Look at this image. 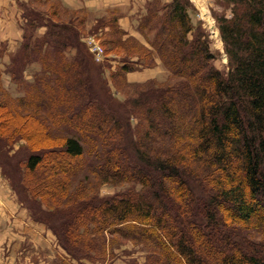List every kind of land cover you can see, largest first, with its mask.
Returning a JSON list of instances; mask_svg holds the SVG:
<instances>
[{
	"label": "trees",
	"instance_id": "16d2710c",
	"mask_svg": "<svg viewBox=\"0 0 264 264\" xmlns=\"http://www.w3.org/2000/svg\"><path fill=\"white\" fill-rule=\"evenodd\" d=\"M220 2L230 12L215 15L225 73L211 64L215 54L189 0L149 5L141 17L133 12L134 28L177 81L125 102L126 114L137 108L147 123L142 139L130 142L126 123L97 101L93 59L77 29L47 15L38 23L20 3L27 12L23 43L5 70L22 91L10 95L0 71V139L8 147L22 140L32 151L19 162L22 192L43 205L45 216L34 219L54 232L70 257H104L109 235L141 244L144 264H264V0ZM41 27L44 35L30 45L25 32ZM113 32L123 36L119 28ZM150 53L134 60L123 55L118 70L146 67ZM2 55L0 50V60ZM28 65L39 68L32 81L21 75ZM32 108H43V118ZM69 125L95 135V150L99 140V164L89 172L101 181L135 182L139 189L112 196L70 190L84 148L77 138L51 133ZM157 139L170 145L151 147ZM130 148L135 159L128 157ZM243 227L259 230L260 240L240 237ZM214 242L220 250L211 253Z\"/></svg>",
	"mask_w": 264,
	"mask_h": 264
},
{
	"label": "rangeland",
	"instance_id": "374dc122",
	"mask_svg": "<svg viewBox=\"0 0 264 264\" xmlns=\"http://www.w3.org/2000/svg\"><path fill=\"white\" fill-rule=\"evenodd\" d=\"M21 1L26 3V5L32 10L29 17L35 18L36 14L38 23L41 21L40 17L44 15H47L49 19L52 18L53 23H58V25L71 22L72 26L70 27L74 31L77 29L76 32L87 52L89 39H94L95 42L102 46L104 56L101 61H95L91 56L93 59L92 64L95 67V69H92V75L94 85H96V92L98 94L97 101L100 102L106 111L112 112L121 121V123H123V125L126 123L125 142H130L133 139H142L147 123L142 120V116L137 108H130L128 115L126 114L123 105L126 101H128L131 105L133 99L137 96V93H140L147 88H149V91L144 92L142 96L148 92H153L155 88L167 86L168 83L172 84L177 81V78L163 65L158 55L151 49L142 34L134 28L143 40L142 42H139L137 39L136 41L131 38H122L124 35L122 36L120 33H114L113 28H118L115 23L117 16L114 11L107 10L105 13L108 12V14H104L94 10L89 11L86 8L88 10L87 12H73V10L69 11L66 9V7L60 3V0ZM166 1L167 0H132L130 4L133 12L140 14L139 17H141L147 12L149 5L150 8H158ZM189 1L195 9V13L192 15V18L194 17V19L200 20L201 27L208 37L209 48L215 54V59L211 62V64L222 73H225L227 70V59L219 36L215 15H222L223 13L229 16L230 12L229 10L221 7V0ZM83 9H85V7ZM21 11V26H24V24L26 26L27 21H25L23 16H26L27 12L23 6H21ZM107 26L109 30L105 31ZM110 26L112 28H110ZM45 31L44 27H41L40 29H27V32L25 33L31 36L29 39L30 45H33L35 41L40 40ZM121 32L123 33L122 30ZM149 36H151V34H149ZM21 43H23V41ZM19 46L15 48L14 51H6V44H2V46H0V50L2 51V54H4L0 60L1 82L12 96L20 95L22 87H16V83L9 81V75L6 74L5 68L9 64L10 56H12L11 59L15 57L17 58L16 55L20 52ZM28 50L29 49L26 51ZM148 52H151L147 60L150 64L145 68L157 66L154 69H150L157 70V77L141 82H129L126 80L124 78L125 74L118 70L121 65L115 64V67L114 63H112L113 60L110 57H115L116 54H120L122 56L126 55L129 58L133 57L134 60L137 59L138 56L140 57V55H146ZM13 53L16 54L13 55ZM36 69L38 70L39 68L35 65H28L24 67L21 73L24 80L27 81V79H31L32 81V72H35ZM144 82H146V84H144ZM42 88L46 91L45 95L49 96L51 93L50 88L48 86H43ZM145 98L146 95L142 97V99ZM42 111L43 108L29 109V112L38 118H43L44 112ZM139 123H146L141 131H139ZM51 130V133H53L54 136L60 135L77 138L84 148V154L80 160V172L70 178V190L81 189L83 193H89L90 195L112 196L116 193L124 191L127 192L131 189H139L140 186L135 182L112 183L109 181H101V178L94 176L91 172H89V170L95 168L97 164H99L100 160L99 140H97L96 143V150L92 147L96 141L95 135L79 132L76 128L70 125L69 127H60L59 129L52 128ZM145 142H148V140H145ZM169 145L170 142L166 139H157L155 141H151L150 144V146L155 149H159V147L165 149V147H168ZM142 149L143 151L146 150L143 147ZM155 149L153 150L161 152ZM31 152L32 151L29 150L28 147L24 146L22 140L14 144L13 147H8L4 140L0 139V189L3 188L7 195V199L16 202L18 209L22 212L25 211L27 219L24 217L21 218V223L22 227L27 226L29 231V234L25 236L18 232V225L15 227V232L6 230L4 227H0V235H2V237L0 236V264H144L146 250L141 244L132 240L109 235L104 237V257H85L80 258L79 260L70 257L60 244L54 232L45 223L34 219L39 213L45 216L44 213L46 212H44L43 205L29 198L24 192H22L19 162L24 160ZM95 154H97V157ZM146 154L153 157L151 153ZM154 156L161 157L162 154L161 156L154 154ZM128 157L130 159H135L133 148L128 150ZM198 171H201V169ZM9 211L10 209L7 207H0V212L3 214L8 213ZM53 223L54 222L51 221L49 224ZM7 232L9 234L17 235V238H8L9 235ZM237 233L240 237L244 236L256 242L260 240L259 230L253 227L240 228ZM199 249L202 248L199 247ZM218 250H220V245L218 242H214L213 251H211V253L218 252ZM88 253L92 254V252ZM198 253H203L204 255L206 252L204 250H200Z\"/></svg>",
	"mask_w": 264,
	"mask_h": 264
},
{
	"label": "crops",
	"instance_id": "0c3cea01",
	"mask_svg": "<svg viewBox=\"0 0 264 264\" xmlns=\"http://www.w3.org/2000/svg\"><path fill=\"white\" fill-rule=\"evenodd\" d=\"M21 0H0V46L6 44V51H11L17 48L22 41V26H21ZM132 0H60V3L66 7V9L73 10V12L80 11H98L99 13H105L107 10L114 11L116 14V26L123 31V37H133L139 42L143 40L140 38V34L136 32L131 21L133 15V9L130 4ZM31 6V5H30ZM85 7V9H83ZM88 10H87V9ZM108 26L105 31H108ZM17 45V46H16ZM113 60L112 63L119 64V60L122 57L120 54H116L115 57L110 56ZM133 60V57L130 58ZM116 67V65H115ZM157 66L150 68H141L139 71L126 72L124 78L129 82H141L147 79L157 77V70L154 69ZM7 207L10 211L6 214L0 212V227H4L6 230L14 231L16 225H18V232L27 236L29 234L28 227H22L21 218H26L25 211L18 209L15 201L7 199V195L3 188L0 189V207ZM11 207V208H10ZM20 208V206H19ZM32 224V223H31ZM15 232V231H14ZM8 238H17L15 234H9ZM2 237V235H0Z\"/></svg>",
	"mask_w": 264,
	"mask_h": 264
},
{
	"label": "built area",
	"instance_id": "2783aa9c",
	"mask_svg": "<svg viewBox=\"0 0 264 264\" xmlns=\"http://www.w3.org/2000/svg\"><path fill=\"white\" fill-rule=\"evenodd\" d=\"M87 48L89 53L91 54L92 58L95 61H101L103 59V48L100 46L97 42L94 41V39H89V42L87 44Z\"/></svg>",
	"mask_w": 264,
	"mask_h": 264
}]
</instances>
